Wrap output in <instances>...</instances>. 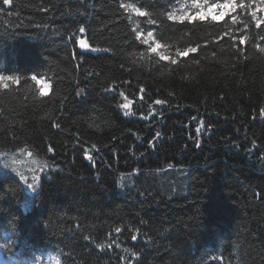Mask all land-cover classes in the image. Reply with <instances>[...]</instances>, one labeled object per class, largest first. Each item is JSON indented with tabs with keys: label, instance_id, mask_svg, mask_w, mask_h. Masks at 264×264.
Masks as SVG:
<instances>
[{
	"label": "trees",
	"instance_id": "obj_1",
	"mask_svg": "<svg viewBox=\"0 0 264 264\" xmlns=\"http://www.w3.org/2000/svg\"><path fill=\"white\" fill-rule=\"evenodd\" d=\"M245 3L0 0V75L18 78L0 81V153L48 164L27 210L0 177L1 261L264 264V12Z\"/></svg>",
	"mask_w": 264,
	"mask_h": 264
},
{
	"label": "rangeland",
	"instance_id": "obj_2",
	"mask_svg": "<svg viewBox=\"0 0 264 264\" xmlns=\"http://www.w3.org/2000/svg\"><path fill=\"white\" fill-rule=\"evenodd\" d=\"M198 16H216L221 19L220 15H216L213 9H208L198 14ZM153 50L159 51L157 45H153ZM38 82L45 87H41L43 92L47 91V85L40 79ZM36 161V163H34ZM48 168L46 161L41 160L35 154L20 149L10 153H0V177L13 176L17 178L23 186L24 199L22 201V208L27 210L31 207V200L33 195L38 191L42 177L45 175ZM21 174L26 178L21 179ZM38 176V189L33 190L28 188V183H33V176ZM32 264H59V258L54 255H43L42 259L34 261Z\"/></svg>",
	"mask_w": 264,
	"mask_h": 264
},
{
	"label": "snow or ice",
	"instance_id": "obj_3",
	"mask_svg": "<svg viewBox=\"0 0 264 264\" xmlns=\"http://www.w3.org/2000/svg\"><path fill=\"white\" fill-rule=\"evenodd\" d=\"M3 2H4V4H8V3H9V0H3ZM222 2H223V0H206V4H207V6H212V7H216V6H218V5H219L220 3H222ZM237 4H238V5L240 4V0H237ZM252 6H253L252 3H247V4H246V3H245V0H244V5H243V7H239V8L242 9V10H247V9H251ZM120 7H121V8H124V9L131 10V11H135L138 15H145L144 12H141L139 8L135 7V6L132 5V4H124V3H122V4L120 5ZM191 7H192V6H191ZM237 8H238V7H237ZM257 8H258L259 11L264 12V0H260V5H257ZM253 14H255V17H256V11H252V12H251V15H253ZM175 17H176L175 13H169V14H168V18H169L170 20H171V19H175ZM193 21H194V20H193ZM261 23H264V21H261ZM79 31H80L81 33H83V32L85 31L84 27H81V28L79 29ZM134 32H135V39L138 40V41H140L141 44L147 45V46H148V49L151 48V47H153L154 44L158 43L155 39H153V37H154V33H153L152 31H149V32L147 33V36H142V34H141V32H140L139 30H135V29H134ZM81 41H83V40H81ZM86 48H87V47H86ZM197 48H198V46H197V47H187V48L184 49V50H178V51L176 52V56L179 57V56L186 55V54H188V53H195V52H197ZM190 49H195V51H191ZM94 50H95V49H94ZM185 53H186V54H185ZM164 56H165V55H164ZM165 57H168V56H165ZM160 60H169V58H168V59H165V58H162V57L160 56ZM173 61H174V62H173ZM170 63L173 64V65H175V64H177V60L172 59V60L170 61ZM36 79H37V78H36L35 76L32 77V80H36ZM0 81H5V82H6V81H12L13 83H17V82H18V78H17V77H13V76H4V75H0ZM4 87H7V83L4 84ZM107 90H111V89H107ZM83 91H84V89H80V92H83ZM141 91H143V89H141ZM119 95L122 96V97H124V101H125V102L119 104L118 107L121 108V109H123V110H125V111H124V115H125V116H128L129 114H131V108H130V105L132 104V101L129 100L128 97L125 96V94H124L123 92H120ZM141 99H143V97H141ZM163 103H165V101H163V100H156V101H155V104H158V105H159V104H163ZM149 107H151V106H149ZM262 114H264V112H262ZM146 118H147V117H145V119H146ZM56 126L58 127L59 125H56ZM200 130H201V129L198 128V129H197V133H199ZM155 135H156L157 137H159V136L161 135V133H160V132H156ZM137 139H139V137H137ZM95 147H96V145L93 144V145H92V148L95 149ZM48 151L51 152L52 149L49 148ZM86 155H87V154H86ZM88 159L91 160L92 157H91V156H88ZM34 163H36V161H34ZM170 167H171V165H170ZM21 179H24L25 182H27V181H26V178H25L22 174H21ZM38 181H39V177L34 175V176H33V183H28V184H27L28 188L33 189L34 191L37 190V189H38ZM121 186H122V185H121ZM117 231H119V229H118ZM132 239L135 240V239H136V236H133ZM4 247H10V245L5 244ZM125 251H127V249H125Z\"/></svg>",
	"mask_w": 264,
	"mask_h": 264
},
{
	"label": "water",
	"instance_id": "obj_4",
	"mask_svg": "<svg viewBox=\"0 0 264 264\" xmlns=\"http://www.w3.org/2000/svg\"><path fill=\"white\" fill-rule=\"evenodd\" d=\"M77 47L81 53L92 52V49L89 47L85 39H79V41L77 42Z\"/></svg>",
	"mask_w": 264,
	"mask_h": 264
},
{
	"label": "clouds",
	"instance_id": "obj_5",
	"mask_svg": "<svg viewBox=\"0 0 264 264\" xmlns=\"http://www.w3.org/2000/svg\"><path fill=\"white\" fill-rule=\"evenodd\" d=\"M41 87H45L44 85H42Z\"/></svg>",
	"mask_w": 264,
	"mask_h": 264
}]
</instances>
